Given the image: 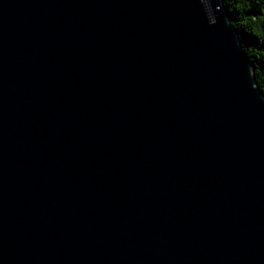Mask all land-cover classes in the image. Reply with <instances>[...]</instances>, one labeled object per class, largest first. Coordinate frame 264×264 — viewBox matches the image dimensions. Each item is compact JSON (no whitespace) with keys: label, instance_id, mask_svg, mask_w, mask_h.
Here are the masks:
<instances>
[{"label":"water","instance_id":"water-1","mask_svg":"<svg viewBox=\"0 0 264 264\" xmlns=\"http://www.w3.org/2000/svg\"><path fill=\"white\" fill-rule=\"evenodd\" d=\"M224 0H0V264H264V93Z\"/></svg>","mask_w":264,"mask_h":264},{"label":"trees","instance_id":"trees-1","mask_svg":"<svg viewBox=\"0 0 264 264\" xmlns=\"http://www.w3.org/2000/svg\"><path fill=\"white\" fill-rule=\"evenodd\" d=\"M232 24L254 67L257 85L264 93V0H224Z\"/></svg>","mask_w":264,"mask_h":264}]
</instances>
